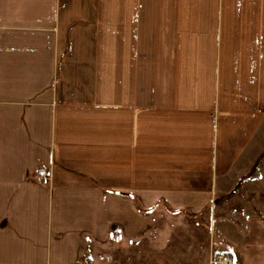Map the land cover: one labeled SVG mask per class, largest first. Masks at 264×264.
<instances>
[{
    "label": "crops",
    "instance_id": "crops-1",
    "mask_svg": "<svg viewBox=\"0 0 264 264\" xmlns=\"http://www.w3.org/2000/svg\"><path fill=\"white\" fill-rule=\"evenodd\" d=\"M66 3L0 0V86L49 122L35 162L48 172L46 198L104 205L91 213L131 236L160 200L173 210L212 202L264 120V0H123L134 58L88 97L82 60L40 42L62 37ZM259 216L223 231L217 248L234 264H264Z\"/></svg>",
    "mask_w": 264,
    "mask_h": 264
},
{
    "label": "rangeland",
    "instance_id": "rangeland-1",
    "mask_svg": "<svg viewBox=\"0 0 264 264\" xmlns=\"http://www.w3.org/2000/svg\"><path fill=\"white\" fill-rule=\"evenodd\" d=\"M65 1L62 37L41 39V46L59 49L62 61L82 60L84 97L104 95L101 79L121 77L125 60L134 58L123 35V0ZM5 90L0 86V264H210L223 252V231L234 232L252 214L264 218V120L239 165L219 178L212 202L173 210L160 200L143 210L132 200L146 212L148 228L131 236L108 224L110 214L91 213L108 211L104 205L46 198L48 172L35 162L49 122L33 117V104L8 101Z\"/></svg>",
    "mask_w": 264,
    "mask_h": 264
},
{
    "label": "built area",
    "instance_id": "built-area-1",
    "mask_svg": "<svg viewBox=\"0 0 264 264\" xmlns=\"http://www.w3.org/2000/svg\"><path fill=\"white\" fill-rule=\"evenodd\" d=\"M45 172L39 170V175H43ZM234 256L231 253L217 251L211 257L210 264H234Z\"/></svg>",
    "mask_w": 264,
    "mask_h": 264
}]
</instances>
